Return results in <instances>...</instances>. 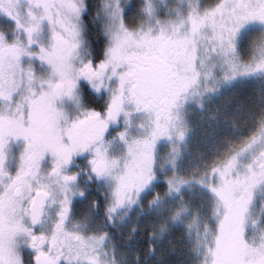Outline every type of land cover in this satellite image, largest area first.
<instances>
[{
    "label": "snow or ice",
    "instance_id": "snow-or-ice-1",
    "mask_svg": "<svg viewBox=\"0 0 264 264\" xmlns=\"http://www.w3.org/2000/svg\"><path fill=\"white\" fill-rule=\"evenodd\" d=\"M0 264H264V0H0Z\"/></svg>",
    "mask_w": 264,
    "mask_h": 264
}]
</instances>
